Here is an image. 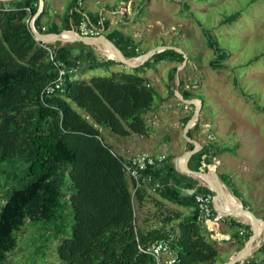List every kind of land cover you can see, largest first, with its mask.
Segmentation results:
<instances>
[{"label": "trees", "instance_id": "1", "mask_svg": "<svg viewBox=\"0 0 264 264\" xmlns=\"http://www.w3.org/2000/svg\"><path fill=\"white\" fill-rule=\"evenodd\" d=\"M42 1L43 8L33 19L38 32L76 29L80 15L73 9L75 0L67 2L60 27L54 22L43 25L46 0ZM37 6L38 0H0V161L21 155L27 162L26 182L10 189L0 205V264H5L7 254L16 245V231L26 220L49 223L58 219L65 178L72 189L67 197L72 221L69 235L55 246L59 264H151V257L138 246L159 239L170 240L181 264H214L217 247L196 220L193 196L182 194L180 188L211 195L212 192L197 185V179L179 173L165 156L160 164L141 171L159 186L152 190V184L143 181L132 193L122 157L100 135L101 128L118 137L147 135L150 128L143 113L151 108L154 90L139 72L149 61L180 62L181 54L163 49L129 72L116 70L107 76L75 78L73 74L78 68L106 67L115 62L96 58L93 47L80 41H35L28 22ZM237 14L224 20L231 21ZM203 35L214 55L207 61L208 66L220 68V47L207 30H203ZM104 36L124 57L139 54L130 34L112 28ZM45 46L51 47L52 59ZM54 63L65 69L62 83L53 93L41 96L42 87L56 76ZM181 95L190 98L188 92L182 91ZM196 126L195 122L186 136L190 137ZM187 145L192 148L191 143ZM208 146H201L189 156L190 169H201L200 160L207 159ZM145 187L153 195H146ZM231 192L246 207L234 187ZM169 202L189 209L182 214ZM144 207L150 214L138 224L135 211ZM226 216L232 227L244 229L242 236L237 234L238 230L232 234L242 246L251 233L250 224ZM58 231L55 226L54 233ZM262 235L256 250L260 257L252 264H264V229Z\"/></svg>", "mask_w": 264, "mask_h": 264}, {"label": "rangeland", "instance_id": "2", "mask_svg": "<svg viewBox=\"0 0 264 264\" xmlns=\"http://www.w3.org/2000/svg\"><path fill=\"white\" fill-rule=\"evenodd\" d=\"M68 1L46 0L43 25L54 22L60 27ZM96 1L100 6L111 7L120 1L130 2L128 13L120 16V22H111L110 29H118L131 36L135 33L132 38L138 55L159 45L191 51L188 59L193 57L199 65L187 80L190 88L184 85L183 88L201 100L197 120L205 124L214 137V141L207 142L206 132H193V140L200 144L206 142V146L215 143L218 148L214 152H217L219 162L216 158L213 170L218 172L219 182L223 183L222 177L231 194L234 187L245 200V208L264 221V0H84L85 10L97 8ZM235 12L238 14L234 19L224 20ZM114 16H109V19L119 17L118 14ZM204 29L211 34L223 54L220 68L213 69L205 64L214 55L205 43ZM93 53L98 59H106L98 51L93 50ZM166 61H149L141 74L153 81V104L160 93H164L162 79L167 71ZM114 62L106 67L78 68L73 76H107L115 65L128 69L124 63ZM180 83L181 86L183 80ZM195 84L198 86L191 88ZM168 86L167 93L173 96L170 90L177 84L173 81ZM192 112L193 106L190 105L187 115L191 116ZM26 164L21 155L0 161V205L10 189L19 188L26 182ZM63 184L64 196L58 209V219L49 223L26 220L16 231V245L7 254L5 264H59L55 246L61 238L69 235L72 221L67 198L72 189L67 178ZM168 205L176 209L175 204L169 202ZM145 210L146 207L136 209V223L142 224V217L150 214ZM223 217L217 223H229L227 216ZM55 226L59 228L57 234L54 233ZM233 229L237 231L236 227ZM211 234L218 236L215 232ZM232 238L233 243L213 240L218 251L214 264H223L241 247L237 238ZM258 242L262 243L261 235ZM256 250L252 248L247 252L241 264H252L257 260L260 255Z\"/></svg>", "mask_w": 264, "mask_h": 264}, {"label": "crops", "instance_id": "3", "mask_svg": "<svg viewBox=\"0 0 264 264\" xmlns=\"http://www.w3.org/2000/svg\"><path fill=\"white\" fill-rule=\"evenodd\" d=\"M96 9L97 8H95V9L92 8L90 10L96 11ZM120 21H121V19H120ZM132 36L135 37V33H133ZM166 47H169V48H164V49H172V50L180 53L182 56V60L180 62H176L175 60H167L166 61L167 71H166L165 78L162 79L163 85L165 87L164 93H160V95L157 98L158 99L157 102L155 104H153V102H152L151 108L143 113L144 121H145L146 125L150 128V132L145 136L132 134V135L125 136V137H118V136L111 134L107 128H101L100 129V135H101L103 141L106 144H108L110 146V148L113 150V152H115L120 157H127L131 154L140 153V152H147V153H153V154L163 153L165 156L170 158V160L174 163L175 169L177 170V167H178L177 160L186 150L189 149L187 143L189 142L192 144L191 140H193V138H194L193 132L200 133L201 130L206 129V126H205V124L200 123L199 120H196L195 122L197 123V126L195 129L191 130L190 137L187 136L188 138H186L184 136L183 127H184L185 123L189 120V118L192 116V115L191 116L187 115L188 108L190 107V105H192L193 111H194L196 104H198V101H200L199 103H201V100L198 97L194 96L190 91L185 90L183 88V85L185 88L186 87L190 88V85H188L187 80L190 78V75L192 74V70H197L199 63H198V61H195V59L193 57L188 59V56L191 53V51L189 49L170 48V47H174V46H166ZM175 49H178V50H175ZM92 50H94V48H92ZM135 58L136 57L133 56L132 60H135ZM205 64L208 66L207 63H205ZM173 67H175V69L172 70V72L174 71L173 72V78L174 79L171 78L172 72H170ZM179 68H180V71H179ZM112 69H113V71H116V70H124L126 72L131 71V70H128V69H131L129 67H128V69L127 68L123 69V68L117 67L116 65ZM144 71H145V67L143 68L142 71L139 72V75L144 73ZM75 78H77V77H75ZM88 78L89 77L78 78V79H88ZM143 78L146 79V82L148 85L153 86L152 79L146 78V77H143ZM180 80L181 81L183 80V83L181 85L182 87L179 85ZM173 81H174V83L177 84V87L174 88L173 90H171V93H173V96H170L167 93L168 88H170L168 85L171 84ZM195 86H196V84L191 88H196L198 86V84L196 87ZM182 91L188 92L190 94V98L189 99L183 98L181 95ZM191 99H195L196 101L197 100L198 101H197V103H192V102L186 101V100H191ZM183 103H187V108H183V106H182ZM199 109H200V107H199ZM192 114H193V112H192ZM186 117H189V118L184 123L183 119H185ZM198 117H199V110H198ZM182 124H184V125H182ZM180 125H182L181 128H180ZM191 127L188 128V130L191 129ZM206 132H208L207 129H206ZM208 133H210V132H208ZM212 140L211 141L206 140V141L212 142ZM198 144L199 145L196 146L197 150L201 146L206 145L207 143L204 142L203 144H200V143H198ZM192 146H193V144H192ZM212 146H208L210 150H209L207 159L201 158V160H200V167H201L202 171L212 170L215 172V170H213V168L216 167L214 163L216 162V158H217L216 153L217 152H214V150L217 151L218 147L215 146V143H213ZM212 156H214L213 161H212V158H213ZM187 160H186V165H187ZM217 160H218V158H217ZM218 162H219V160H218ZM179 163H180V160H179ZM187 167H188V165H187ZM215 174L219 177L218 172H216ZM218 181H219V178H218ZM197 185H201V186L206 187V182L200 181L197 179ZM189 190H192V189L187 188V187H181L180 188V192L182 194H186V195H187ZM225 191L226 192L222 193V202L219 200H216V201L222 207H224L226 209V204L234 205V202L230 201V197H234V196L226 188H225ZM145 192H146V195L147 194L153 195V192L150 191V189L148 187H145ZM212 195H213L212 199H213L214 205L217 206V208H220L214 201V197H216V195L213 192H212ZM176 209L179 210L182 214H184L188 211L189 208L177 206ZM220 209H222V208H220ZM215 225L217 227V232L215 230H213L212 232H215V233L220 232L223 234H228L229 239L226 242H230V243L234 242L233 238H232L234 226L232 227L229 223H223V222L222 223L216 222ZM214 229H215V226H214ZM238 229H241L244 231V229L242 227L237 228V230ZM217 237L220 238V235L218 234ZM259 238L260 237L257 236L246 247V249H247L250 246H252V247H250L248 253L250 252V250L252 248L253 249L256 248V244L258 243ZM244 257H245V255H244ZM243 260H244V258H243Z\"/></svg>", "mask_w": 264, "mask_h": 264}, {"label": "built area", "instance_id": "4", "mask_svg": "<svg viewBox=\"0 0 264 264\" xmlns=\"http://www.w3.org/2000/svg\"><path fill=\"white\" fill-rule=\"evenodd\" d=\"M97 4V9L86 11L84 8V0H75L73 4V9L77 10L80 15L76 23V29H74L78 34L84 36H104V32L110 30V23L120 21V17L116 18V20H110V17H115L114 14H118L119 16L126 15L129 11L130 2L129 1H120L115 6H106V5H98V1L95 2ZM104 22L106 25L104 26ZM46 44V43H44ZM48 56L50 59V48L45 46ZM136 50V49H135ZM54 66L57 70L56 76L47 82L39 94L48 95L58 89L62 83V77L65 73V69L59 67L58 64L54 63ZM71 70H74L72 68ZM148 85V84H147ZM183 108H187V103L182 104ZM202 133L206 132V129L201 130ZM205 137L208 140L213 139V135L211 133L206 132ZM165 158L163 153L153 154L147 152L134 153L127 157H122L121 163L124 169V172L127 174L129 180L132 182L131 192L135 191L136 186L140 182H150L152 184V190L154 187L159 186L157 182L151 181L150 176L142 175L141 171L145 170L147 166H153L156 164H160L162 160ZM191 194L193 196L194 205L196 208V220L199 222L201 226H203L210 238L214 241H225L229 239L228 234H223L218 232L221 236L220 238L217 236H213L211 232L217 229H214V224L218 222L223 216L215 211V208L212 204V195L209 192H193V190H189L187 195ZM223 217V218H224ZM239 236L243 235V230L238 229ZM139 250L151 257V264H181L178 260L176 251L171 247L170 240L168 239H159L149 242L144 246H138Z\"/></svg>", "mask_w": 264, "mask_h": 264}, {"label": "water", "instance_id": "5", "mask_svg": "<svg viewBox=\"0 0 264 264\" xmlns=\"http://www.w3.org/2000/svg\"><path fill=\"white\" fill-rule=\"evenodd\" d=\"M42 8V0H38V6L36 11L34 12V14L31 16L29 22H28V28L31 32V35L33 36L34 40L37 42H41V43H46V44H53L55 41H58L59 43H64V42H73V41H80L83 42L87 45H90L94 48V51H98L97 48V44L98 42H104L106 44H108L112 49L115 50V52L118 54V57L116 59L113 58H106V59H111V60H115V61H119L124 63L127 67L129 68H134L139 66L141 63H143L148 57H150L154 52H158L160 50H163L164 48H169L166 46H155L153 48L148 49L147 51H145L144 53L138 55L136 58H140L139 61H137L135 63V61L124 57L114 46L113 44L106 39L105 36H98V37H92V36H84L81 34H78L73 28H69V29H61L58 32H46V33H40L38 32L34 26H33V19L35 18V16L40 12ZM63 36H65V38H63ZM170 48H175V47H170ZM178 50V49H175ZM192 103H196L195 99H191V100H186ZM198 101V100H197ZM200 101H198V104H196L193 114L192 116L189 118V120L185 123L184 127H183V134L186 138H188L186 136V131L188 130V128H190L194 122L197 120L198 117V110L199 107L201 105V103H199ZM191 140V139H190ZM193 146L192 148L186 150L180 157L182 159L180 165L177 167L178 172L180 173H184L187 175H190L192 178L198 179L200 181H205L206 182V188L209 189L211 192H213L216 195V189L213 186L212 182L211 184L208 183V179L210 177V175L212 174L213 177L216 178V181H218V177L216 176L215 172L212 170H207V171H202V170H191L187 167L186 165V160L188 159V157L194 153L197 148L196 146L199 145L198 142H196L195 140H191ZM219 182V181H218ZM219 184L223 185L225 188V184L224 183H220ZM234 196V195H233ZM213 197V195H212ZM235 197V196H234ZM240 202V201H239ZM239 209L241 212L246 214V218L249 219L248 223L250 224V228H251V233L248 236V238L243 242V245L241 248H239L236 253L229 258L227 261H225L223 264H234L236 262V264H241L244 258V250L246 249V247L257 237L261 235V240H263V229H264V221L258 217H256L250 210L246 209L245 207H243V205L240 202L239 205ZM255 223H258V226L261 227V230L256 231V226H254ZM260 242H258L256 244V248L259 247Z\"/></svg>", "mask_w": 264, "mask_h": 264}, {"label": "bare ground", "instance_id": "6", "mask_svg": "<svg viewBox=\"0 0 264 264\" xmlns=\"http://www.w3.org/2000/svg\"><path fill=\"white\" fill-rule=\"evenodd\" d=\"M63 38H65V36H63ZM98 38H100V37H98ZM97 48H98L99 54L106 57V58L108 57V58L116 59L118 57V54L115 52V50L112 49L108 44H106L104 42H101V41L98 42ZM139 59L136 58V60H134V61L137 62V61H139ZM196 103H197V101H196ZM179 160L181 163V161H182L181 157H179L177 160L178 166L180 165ZM211 182H212L213 186L215 187V189L217 190L215 200H219L222 202V193L226 192L225 187L223 185L219 184V182L216 181V178L213 177L212 174L210 175V177L208 179V183L211 184ZM230 201L234 202V205L226 204V209L228 211L224 207H222L217 201H215V203L222 209L217 208L213 203V199H212V204H213V207L215 208V211L220 215L229 214V215H232V216H234L240 220H245V221L249 222L248 221L249 219L246 218L247 217L246 214L241 212L239 209V205H240L239 200H237L235 197H230ZM223 210H226V213H224ZM254 226H256V231L258 233V231L261 230V227L258 226V223H255ZM250 247H252V246H250ZM250 247L244 250L243 255H245L248 252Z\"/></svg>", "mask_w": 264, "mask_h": 264}]
</instances>
